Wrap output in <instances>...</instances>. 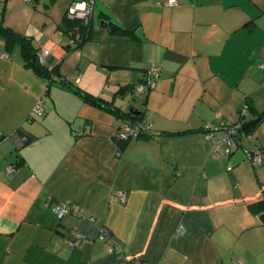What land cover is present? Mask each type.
Here are the masks:
<instances>
[{"label":"crops","instance_id":"1","mask_svg":"<svg viewBox=\"0 0 264 264\" xmlns=\"http://www.w3.org/2000/svg\"><path fill=\"white\" fill-rule=\"evenodd\" d=\"M71 1L0 0V21L58 71L48 84L0 38V264H264V0H94L89 37L66 49ZM58 81L138 111L151 132L119 149L123 119ZM237 123L239 144L211 156L205 127ZM69 200L83 217L51 211Z\"/></svg>","mask_w":264,"mask_h":264},{"label":"built area","instance_id":"2","mask_svg":"<svg viewBox=\"0 0 264 264\" xmlns=\"http://www.w3.org/2000/svg\"><path fill=\"white\" fill-rule=\"evenodd\" d=\"M26 1L32 2L33 0ZM160 3L165 6H171L176 3V0H161ZM94 6V0H72L65 14L69 18H81L85 21H88V19L93 15ZM47 53L48 49H46L45 47H42L37 51V59L41 64H45V56ZM4 56L8 57L7 54H4ZM262 66H264V63H262ZM158 73L159 67L155 66H152L145 71L143 76L144 81L137 85V89L140 93H145L148 89L154 86ZM242 111L245 112L246 108H243ZM43 112V98H39L33 107L32 114L36 116H41ZM240 126L241 125L239 123L233 125H225L222 127H210L209 125H207L205 129L207 132V136L210 140L209 154L213 157H228L231 154L232 148L239 144V140L243 136V133L239 131ZM220 129L222 130V134L218 136L215 134V131ZM115 131L118 137H125V135L127 134L131 135L132 137H138V135H141L142 133L151 132V126L145 119L139 121L138 123H133L130 119H123L119 123ZM75 134H79V132H75ZM2 136L3 135L0 132V138ZM245 152L248 160L252 164L261 163L262 155L259 148L252 147L250 149H246ZM14 170L15 167L13 165H8L6 167L7 174H10ZM120 199H124L123 193H120ZM50 209L57 218H61L67 214H73L78 217H83L82 209L76 202L72 200L65 202H57L53 204ZM89 218L92 220L91 217ZM101 235L107 238L111 247H115V243L112 241L109 231L107 229H102ZM82 237L83 235L81 233H75L74 237L68 240V244L73 245L77 240L81 239ZM232 264L238 263L233 262Z\"/></svg>","mask_w":264,"mask_h":264},{"label":"trees","instance_id":"3","mask_svg":"<svg viewBox=\"0 0 264 264\" xmlns=\"http://www.w3.org/2000/svg\"><path fill=\"white\" fill-rule=\"evenodd\" d=\"M91 17L88 19V21H85L81 18H69L65 14L60 23L57 25V27L68 36V38L71 40L70 43L73 44V46L67 45L66 49H73L79 47L89 37L88 33ZM0 38L4 41L5 47L7 49H11L13 46H17L19 48V54L23 60L24 66L29 68L38 77L45 79L48 84L56 82L57 79L55 76L58 72L56 66H48L46 64H41L38 61V50L34 48L32 44V39L30 37L14 31L10 27L6 26L2 21H0ZM58 82L62 85L67 86L73 92L79 94L87 103L106 108L124 120L130 119L133 123H138L139 121L144 120L142 114L138 111L137 113L133 112L134 110L121 112L118 107L109 105L107 104V102L103 103L102 97L82 92L77 87H72L71 85L65 82ZM29 116L33 117L36 115L30 113ZM149 133L150 132H145L138 136L148 135ZM131 138L133 137L128 134L125 135V137H118L116 131L113 135V140L115 141L119 149H122Z\"/></svg>","mask_w":264,"mask_h":264},{"label":"water","instance_id":"4","mask_svg":"<svg viewBox=\"0 0 264 264\" xmlns=\"http://www.w3.org/2000/svg\"><path fill=\"white\" fill-rule=\"evenodd\" d=\"M100 24L105 26V27H108L112 32L119 30V26L116 25L115 23H113L112 21L100 20ZM130 111H132V110H130ZM133 112L137 113V111H133ZM256 122H257V119L254 121H251V122H246V123H244V125L242 127H243V129L252 127Z\"/></svg>","mask_w":264,"mask_h":264},{"label":"rangeland","instance_id":"5","mask_svg":"<svg viewBox=\"0 0 264 264\" xmlns=\"http://www.w3.org/2000/svg\"><path fill=\"white\" fill-rule=\"evenodd\" d=\"M137 95H138V94H137V93H135V96H134V98H135L136 100H138V98H137ZM127 96H128V97H130V96H131V92H128Z\"/></svg>","mask_w":264,"mask_h":264}]
</instances>
